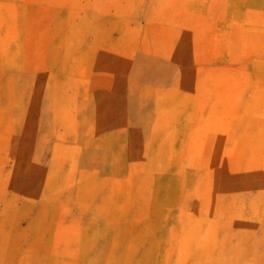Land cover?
Returning a JSON list of instances; mask_svg holds the SVG:
<instances>
[{
    "label": "rangeland",
    "instance_id": "1",
    "mask_svg": "<svg viewBox=\"0 0 264 264\" xmlns=\"http://www.w3.org/2000/svg\"><path fill=\"white\" fill-rule=\"evenodd\" d=\"M0 264H264V0H0Z\"/></svg>",
    "mask_w": 264,
    "mask_h": 264
}]
</instances>
